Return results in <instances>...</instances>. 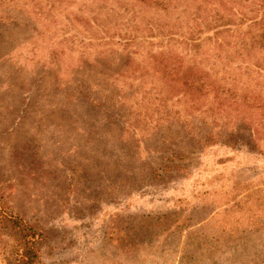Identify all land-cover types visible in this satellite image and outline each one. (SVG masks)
<instances>
[{
  "label": "rangeland",
  "instance_id": "374dc122",
  "mask_svg": "<svg viewBox=\"0 0 264 264\" xmlns=\"http://www.w3.org/2000/svg\"><path fill=\"white\" fill-rule=\"evenodd\" d=\"M263 30L264 0H0V213L39 264H264Z\"/></svg>",
  "mask_w": 264,
  "mask_h": 264
},
{
  "label": "trees",
  "instance_id": "16d2710c",
  "mask_svg": "<svg viewBox=\"0 0 264 264\" xmlns=\"http://www.w3.org/2000/svg\"><path fill=\"white\" fill-rule=\"evenodd\" d=\"M220 15V13H217V18H211V20H209V23H218L224 17ZM221 25L215 28L213 36H223L224 33L227 32L223 30L224 28H219L221 27ZM210 31L212 30L210 29ZM253 37H262L261 40L264 41V30L263 32H257ZM127 43L128 42L123 45L122 51H126L125 49H127V47L129 46V44ZM141 77L142 76H140V78ZM208 87L209 85L207 86V89ZM84 103L89 104L91 106L92 104H94V100L91 97L87 96L85 97ZM230 136L232 138L231 141H233L234 144L240 141L237 140L238 138H241L240 136L234 135L233 133H231ZM251 143V141L247 142L248 145H252ZM184 159L185 157L181 153L178 154L172 151L169 153L168 156L161 158V167L157 168L155 170L156 172L153 171L149 175H151L153 179L161 180L164 177L165 173H169L172 170H177L181 166H183ZM1 232H3V235H7L12 241V248L10 252L14 256V264H39V242L43 238V233L38 228L37 224H31L19 218L18 216H14L13 214L9 213L7 214L5 211L2 210V212L0 213V234Z\"/></svg>",
  "mask_w": 264,
  "mask_h": 264
}]
</instances>
